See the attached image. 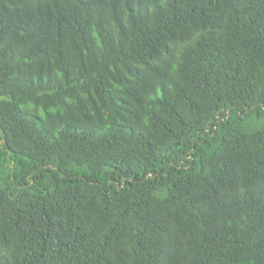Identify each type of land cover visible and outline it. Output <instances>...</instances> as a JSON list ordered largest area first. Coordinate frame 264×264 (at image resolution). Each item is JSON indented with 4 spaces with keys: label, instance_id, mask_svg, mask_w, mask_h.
I'll list each match as a JSON object with an SVG mask.
<instances>
[{
    "label": "trees",
    "instance_id": "1",
    "mask_svg": "<svg viewBox=\"0 0 264 264\" xmlns=\"http://www.w3.org/2000/svg\"><path fill=\"white\" fill-rule=\"evenodd\" d=\"M0 264H264V0H0Z\"/></svg>",
    "mask_w": 264,
    "mask_h": 264
}]
</instances>
